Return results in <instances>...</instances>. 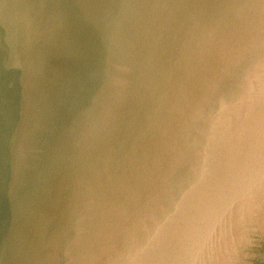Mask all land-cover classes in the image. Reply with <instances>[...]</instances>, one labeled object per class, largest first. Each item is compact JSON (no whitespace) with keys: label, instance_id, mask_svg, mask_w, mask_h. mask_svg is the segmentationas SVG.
Listing matches in <instances>:
<instances>
[{"label":"water","instance_id":"95a60500","mask_svg":"<svg viewBox=\"0 0 264 264\" xmlns=\"http://www.w3.org/2000/svg\"><path fill=\"white\" fill-rule=\"evenodd\" d=\"M0 264H264V0H0Z\"/></svg>","mask_w":264,"mask_h":264}]
</instances>
